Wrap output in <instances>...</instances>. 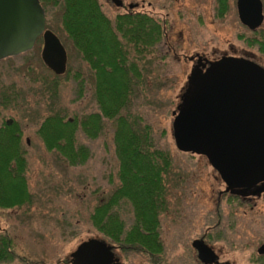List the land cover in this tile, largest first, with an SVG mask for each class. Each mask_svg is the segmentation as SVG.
Segmentation results:
<instances>
[{"label": "rangeland", "instance_id": "rangeland-1", "mask_svg": "<svg viewBox=\"0 0 264 264\" xmlns=\"http://www.w3.org/2000/svg\"><path fill=\"white\" fill-rule=\"evenodd\" d=\"M123 1L138 3L134 8L137 11L167 21L168 38L159 53L149 55L150 63L143 71L147 84L137 95L135 106L151 123L159 144L171 151L174 170L177 177L183 179L180 190L167 196L168 208L160 215L167 264H194L190 259L194 253L191 241L208 229L215 234V201L216 224L225 236L213 246L220 260L231 264H259L256 257L264 256L256 252L264 242V193L239 205L224 195L218 201L224 183L205 156L176 148L172 121L173 112L190 89L186 76L191 62L178 60L177 55L234 51L236 55L247 54L262 67L264 56L242 38L252 33L239 22L235 0H228V11L222 18L215 16V0ZM100 3L109 15L125 11L107 0ZM47 24L66 49V71L77 72L85 79V91L81 99L73 101L74 81L65 78L66 71L57 75L43 63L42 44L35 43L23 57L0 60V100L2 92L11 87L21 92L22 97L16 106L0 104V124L21 121L28 186L33 195L30 205L0 209V232L7 231L14 239L17 253L25 257V262L16 260L2 264H59V261L71 264L63 260H70V254L81 242L90 238L109 240L91 225L89 217L95 205L107 199L119 184L112 127L107 123L104 134L95 140L78 134V139L91 149L90 158L78 166H70L55 151L46 150L38 134L40 117L47 113L46 99L40 91L44 82L55 77L60 83L57 106L66 108L68 118L97 110L92 98L91 70L61 29L60 10L47 17ZM261 28H264V20ZM170 44L176 47V56L168 49ZM162 55L163 58H158ZM132 213L128 203L120 206L119 214L126 229L133 224ZM126 253L124 264H150L141 251L132 249Z\"/></svg>", "mask_w": 264, "mask_h": 264}, {"label": "trees", "instance_id": "trees-1", "mask_svg": "<svg viewBox=\"0 0 264 264\" xmlns=\"http://www.w3.org/2000/svg\"><path fill=\"white\" fill-rule=\"evenodd\" d=\"M39 1L46 15V25L47 17L60 10L61 29L91 70L92 98L97 110L68 118L66 108L57 106L60 83L55 77L44 82L40 91L46 99L47 113L40 117L38 134L46 150L55 151L68 165L78 166L91 156L89 145L80 141L78 134L95 140L104 134L109 123L118 159L119 184L107 199L95 205L90 223L109 239L108 242L144 252L152 263H167L160 215L168 208L167 196L180 190L183 179L177 177L171 151L159 144L151 123L135 107L137 95L147 84L143 71L150 63L149 55L159 53L167 40V21L126 5L124 12L109 15L100 0ZM216 1V14L222 18L228 11V0ZM251 33L242 38L264 56V28ZM35 43L42 44V37L39 36ZM65 78L75 83L73 101L81 99L85 79L69 70ZM20 93L14 87L6 89L1 94L0 104L18 105V99H22ZM21 140L20 120L0 124V209L19 208L33 201L28 186L26 150ZM239 196H231L229 201L242 204ZM123 203H128L133 212V224L129 229L125 228L119 214ZM215 239H225L218 224L214 235L207 234L209 242ZM16 260L25 262V257L17 253L13 237L7 231L0 232V264ZM63 261L70 263L69 259ZM256 261L264 264V256L256 257Z\"/></svg>", "mask_w": 264, "mask_h": 264}, {"label": "water", "instance_id": "water-1", "mask_svg": "<svg viewBox=\"0 0 264 264\" xmlns=\"http://www.w3.org/2000/svg\"><path fill=\"white\" fill-rule=\"evenodd\" d=\"M116 6L121 1L114 0ZM129 4V8H133ZM242 23L251 30L264 20L261 0H237ZM42 37L41 59L55 74L66 71L67 52L59 37L46 28L39 0H0V60L31 50ZM172 135L178 150L204 155L228 189L264 181V68L244 59L224 57L194 80L173 112ZM264 188L255 192H262ZM194 246L202 261L212 258L203 241ZM264 255V242L256 249ZM107 242L90 238L70 254L71 264H110Z\"/></svg>", "mask_w": 264, "mask_h": 264}, {"label": "flooded vegetation", "instance_id": "flooded-vegetation-1", "mask_svg": "<svg viewBox=\"0 0 264 264\" xmlns=\"http://www.w3.org/2000/svg\"><path fill=\"white\" fill-rule=\"evenodd\" d=\"M107 1L112 2L114 4V0H107ZM119 1H121V5L120 6H117V7H123L124 5H126L127 8H129L128 7L129 4H125L123 0H119ZM215 2H216V0H215ZM262 4H263V1H262ZM133 5H134L133 8H135L139 4L138 3H134ZM141 5H143V4H141ZM235 7H236V12H237V0H235ZM263 14H264V7H263ZM215 16H216V8H215ZM237 16H238V12H237ZM238 19H239V16H238ZM239 22L245 28H247L250 32L251 31H254V30H251L247 25H245L244 23H242L240 21V19H239ZM255 30H257V29H255ZM167 38H168V35H167ZM168 49H170L172 52H174V55L176 54V47H174V46H172L170 44V45H168ZM224 57L244 58V59H247V60H250V61H253L254 62V60H252L251 58H249V56L247 54H242V55L238 54V55H236L234 51H231V52L223 51V52L217 53L216 50L215 51L213 50L212 55H206V54H204L202 52H195L192 55H186V54L179 55V56L177 55L176 58L178 60L184 59L186 61H190L191 62V68H190L189 74L186 76L187 83H190V85H191L194 80H198L201 76H203V74L206 72V70L210 67V65L212 63H215L217 60H220L221 58H224ZM6 122L8 124H10V122H8V121H6ZM26 141L28 143V139H26ZM218 175H219V173H218ZM219 177H220V175H219ZM220 179H221V177H220ZM222 182L224 183V189L219 192L218 201L221 200V197L223 195L224 196H227V199H229L231 196H238V195H240L241 197L240 196L239 197H240V199L242 201L249 202V201H251V199H253L254 196H258V195L260 196L261 194L264 193V191H262V192H255L258 189L264 188V181L263 182H260V183H258L256 185H254V186H251V187L234 188V189H231V188L228 189L227 184L223 180H222ZM214 213H215V223L213 225V228H214V231L216 233V201H215V205H214ZM208 230L207 231H204L201 235H199L198 237L194 238L191 241V247L194 250V253L190 255L191 261L194 264H231V263H228L227 261L224 262V261H221L220 260L219 255L216 253V249L213 247L216 244V239H215V241L213 243H211V242H209L207 240ZM196 240L203 241L208 247L211 248V250H212V257H211L212 259L211 260H209V261H202L198 257L197 249L194 246V242ZM107 244L111 245L112 251H113V254H114L113 261L110 264H124V262H125V256L127 255L126 252L128 250L125 249V247H122L120 244H114V243L108 242V241H107ZM143 254L145 255L144 252H143ZM147 261H149L148 258H147ZM146 263H148V262H146ZM150 264H156V263L150 262ZM162 264H167V263H162Z\"/></svg>", "mask_w": 264, "mask_h": 264}]
</instances>
